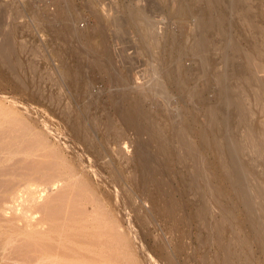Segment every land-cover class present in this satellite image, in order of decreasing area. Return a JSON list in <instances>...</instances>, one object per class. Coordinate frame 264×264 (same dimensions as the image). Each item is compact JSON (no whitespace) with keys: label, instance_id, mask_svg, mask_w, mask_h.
Instances as JSON below:
<instances>
[{"label":"rangeland","instance_id":"obj_1","mask_svg":"<svg viewBox=\"0 0 264 264\" xmlns=\"http://www.w3.org/2000/svg\"><path fill=\"white\" fill-rule=\"evenodd\" d=\"M249 3L257 8L255 20L264 32V0ZM187 4L191 10L184 13ZM229 4L230 0H215L213 13H208L193 0H0V39L11 38L21 63L14 69L0 63V264H33L39 258L40 264H220L224 255L201 221V213L208 209L210 224L216 217L225 219L222 234L228 237L237 264H264L256 227L264 229L261 200L247 203L242 198L225 179L217 151L204 141L207 134L211 138L219 134L208 127L209 111L225 116L226 128L235 127L244 104L233 102L243 97L246 79L256 81L261 74L259 69L250 73L251 64L264 62V41L257 49L251 47ZM220 25L225 36L218 33ZM203 32L221 40L227 58L219 53L215 61L204 64L201 58L210 53L197 44ZM154 68L161 71L164 89L150 85L157 75L152 74ZM250 104V121L263 132L264 113ZM63 105L78 110L84 124L92 127L96 148L75 135L63 118ZM121 109L134 115V124L129 125ZM149 115L163 127L171 150H163L150 137ZM105 117L115 118V124L103 129L98 124ZM183 127L193 139V154L176 140ZM184 147L190 156L183 154ZM247 152L241 159L258 164L264 181V153ZM141 164L159 168L157 182L167 194L150 188L152 177L142 187L135 186L131 178L136 168L145 171ZM71 167L78 171L77 180L72 175L76 186L68 176L67 183L61 177L52 188L53 178ZM214 187L221 189L220 195L209 192ZM59 207L84 216L82 223L93 222L87 216L94 213L96 231L88 223L79 231L52 230L54 222L48 220L61 211ZM36 211L46 217V230L36 224ZM252 219L258 220L256 226ZM55 241L57 248L62 244L59 251Z\"/></svg>","mask_w":264,"mask_h":264},{"label":"bare ground","instance_id":"obj_2","mask_svg":"<svg viewBox=\"0 0 264 264\" xmlns=\"http://www.w3.org/2000/svg\"><path fill=\"white\" fill-rule=\"evenodd\" d=\"M194 2H197V3H199L200 5L202 4L203 6H204V8H205V12H208V13H213V10H214V1L215 0H193ZM250 6V3H249V0H230V4H229V8H230V10H232L233 12H235L236 14H238V25H239V27H240V29L242 30V33L246 36V38L249 40V42L251 43V47H253L254 49H257L258 47H259V45H260V41L261 40H263L264 41V32H263V26H261V24H259L258 23V21H256L255 20V16L257 15V14H255V13H257V8H255V10H254V8H252L251 6ZM259 8V7H258ZM141 10V9H140ZM190 10H191V8H190V5H185L184 6V8H183V11H184V13H186L187 11H189L190 12ZM138 11V10H137ZM132 12V11H131ZM141 13V12H140ZM134 15H138V14H136V12H135V14ZM144 15V14H143ZM258 16V15H257ZM132 19V18H131ZM139 19V18H138ZM134 22V21H133ZM137 22V21H136ZM146 22V24H148L147 23V21H145ZM144 22V23H145ZM139 24V23H138ZM142 24V23H141ZM143 25V24H142ZM148 26V25H147ZM152 26V25H151ZM142 28H144V27H142ZM146 28H148V27H146ZM151 29V28H150ZM153 30V29H152ZM217 30H218V33L221 35V36H225V29L222 27V25H220L218 28H217ZM152 33H153V31H151ZM147 33V32H146ZM3 34V33H2ZM208 34V33H207ZM5 35H7V34H5ZM5 35H3L2 36V38H4L5 37ZM209 35V34H208ZM148 37V36H147ZM152 37V36H151ZM156 38V37H155ZM152 39H153V37H152ZM0 40H2V42H1V44H0V63L2 62L4 65H6L7 67H9L10 69H14V67H17V66H20V60H19V58L18 57H16L15 56V52H16V47H15V45H14V42L13 41H11V38L10 37H6L4 40L3 39H0ZM149 41V40H148ZM154 41V40H153ZM147 43V42H146ZM150 43V42H149ZM158 44V43H157ZM197 44H198V46L204 51H206V52H208V53H210V54H207V55H205L204 57H202L201 58V60L204 62V64L205 63H208L209 64V62L211 63L212 61H215L216 59H215V56H217V54H222V56H224L225 58H227V52H226V50L224 49V47L222 46V43H221V40H215L214 38L212 39V38H210V37H208L207 35H206V33H202L201 35H200V37L198 38V40H197ZM151 46V45H150ZM153 47V46H152ZM18 53V52H17ZM250 53H251V51H250ZM250 53H248V56L250 57L251 55H250ZM18 55V54H17ZM223 57V58H224ZM158 60V59H157ZM160 63H161V61H160ZM264 62L262 61V62H253L252 64H251V67H250V73L253 71H255V70H258L259 69V71H261V74H259L258 76H254L256 79V81H254L253 80V78H252V80L254 81V82H256L258 85H255V83H252V81L250 80L251 78H247L246 79V84H247V86L245 87L246 88V90H245V93H244V95H243V97H241V98H238L237 100H235L233 103L234 104H239V103H243L244 104V107L242 108V109H240L239 111H237V114H238V122L235 124V127L233 126V127H231V128H226V125H225V120H226V117L225 116H221L215 109L214 110H212V111H209L208 112V124H209V126L208 127H210L209 129L211 130V131H213V129L216 131V129L218 130L217 132L219 133V134H216L215 136H213V138H211V136L210 135H208L207 134V138L205 137V142H207L208 144H209V146H211L212 145V147L217 151V155H218V159H219V161H220V163H222L221 164V168H222V170H223V172H224V175H225V179L227 178L230 182H231V184L234 186L233 188H236V190L238 189L239 190V192H241V194H242V198L243 199H245L246 200V202L247 203H249V202H254V200H256V199H258V198H260V206L264 209V181H263V179H262V175H260V173H259V170H258V164H251L250 163V160H247V161H244L243 159H241V155H244V156H246V155H248V150H251V151H253V150H255V151H257L259 154H263L264 153V131L263 132H261V131H257V129H258V126L256 125V123L255 122H252V121H250V117H251V115H253V110H252V108H251V106L250 105H252V104H250V103H253L256 107H258V110H260V112L263 114L264 113V64H263ZM2 64V65H3ZM202 66V65H201ZM157 68V67H156ZM156 68H154L155 70H156ZM153 69V68H152ZM152 69H151V71H152ZM155 72V73H154ZM152 74L154 75V74H157V75H155L156 77L155 78H153L152 76V80H151V84L149 83L150 82V80H149V82L147 81V84L149 83L151 86H153V87H155L156 88V85H158V86H160V88L162 87L163 89L165 88L163 85H164V82L162 81V75L161 74H158L159 72H161V71H159L158 72V69L156 70V71H154ZM217 74H219V73H217ZM219 77H220V74H219ZM250 77V76H249ZM178 79H180L181 80V75H179L178 77H177V80ZM180 80H178L177 82H178V84H180ZM219 80H222V78H219ZM245 80V79H244ZM245 84V85H246ZM157 86V87H158ZM252 87V88H251ZM159 88V87H158ZM158 88H157V90L156 91H158ZM248 89H251L250 91H247ZM159 91H161V89H159ZM165 91V93H166V90H164ZM61 92V91H60ZM155 93V92H154ZM158 93H160V92H158ZM162 93H163V91H162ZM158 96V95H157ZM59 100V99H58ZM250 104V105H249ZM64 106V105H63ZM138 106V105H137ZM136 107V106H135ZM134 107V108H135ZM76 110V109H75ZM75 110H72V109H70V107H66V106H64V109H63V115H64V117L63 118H65V119H67V121L69 122V124H70V126H71V129L74 131V133H75V135L77 136V137H80V139H84V141H86V144H87V146H90L91 148L92 147H95V145H96V142H95V140L92 138V137H94V135L93 136H91V132H90V128L89 127H91V126H89V127H87L85 124H84V122H83V118L84 117H82V114L81 113H79V112H77V111H75ZM123 110V114H122V116H124L123 118H125V120H127V122L129 123V125L131 126V124H134L135 122H134V115L133 114H131V113H127V111H124L125 109H121V111ZM139 110V108H137V111ZM134 112H136V109H134L133 110ZM138 112H141V111H138ZM60 113H62L61 111H60ZM137 113V112H136ZM62 115V114H61ZM60 115V116H61ZM141 115V114H140ZM150 116V115H149ZM146 117H148V115L146 116ZM122 118V119H123ZM146 120V119H145ZM147 120H148V118H147ZM262 120V119H261ZM156 121V119H155V117L154 116H150L149 117V120H148V127H149V134H150V137L152 138V139H154V141L155 140H157L158 142H159V145L161 146V148H163V150H171V149H169V148H171L170 147V144L171 143H169L168 142V140L165 138L166 137V134H165V136H164V130H163V127H160V125L158 126V125H156L157 123L155 122ZM254 121V120H253ZM96 122H98V121H96ZM115 118H112V117H105V118H103V119H101L100 118V121H99V126H101L103 129H107V125L109 126V124H110V126L112 127V125L113 124H115ZM262 126H264V120H262L261 121V123H260ZM96 125V124H95ZM97 127V126H96ZM114 127H116V126H114ZM92 128V127H91ZM139 128V127H138ZM226 128V129H225ZM100 129V128H99ZM98 129V130H99ZM102 129V130H103ZM111 130H112V128H110ZM109 128H108V130H110ZM234 129L236 130V134H234ZM139 130H140V128H139ZM70 131V130H69ZM100 131V130H99ZM104 131V130H103ZM231 132H232V134H231ZM108 133H110V132H108ZM189 132H187L186 131V129H185V127H183V128H180V129H178V131L176 132V136H177V142H178V145L179 146H182L183 144V146H185V145H187L186 147H188V149L190 150V152L192 153V152H194V151H196L195 150V147L194 146H192V143H191V141L193 140V139H190V137H189V134H188ZM205 133V132H204ZM206 133H209V130L207 129V131H206ZM205 133V134H206ZM107 134V133H106ZM213 134H215V133H213ZM110 135V134H109ZM112 135V134H111ZM115 135V134H114ZM119 135V134H118ZM117 136V135H116ZM116 136H115V138H116ZM122 136V135H121ZM76 137V138H77ZM105 137H106V135H105ZM109 138H110V136H108ZM108 137H107V139H108ZM114 137V136H113ZM119 137V136H118ZM95 138V137H94ZM112 138V137H111ZM96 139V138H95ZM170 139V138H169ZM204 139V138H203ZM106 140V139H105ZM110 139H108V141H109ZM173 140V139H172ZM174 141V140H173ZM193 142V141H192ZM37 143V142H36ZM80 143H81V141H80ZM110 143V142H109ZM112 143V142H111ZM180 143V144H179ZM84 144H85V142H84ZM125 145V144H124ZM99 146V145H98ZM182 146V147H183ZM260 146H262V147H260ZM90 147H89V150H91L90 149ZM173 147V146H172ZM182 147H180L181 149H182ZM96 148V147H95ZM185 148V147H184ZM36 149V148H35ZM85 149H86V145H85ZM98 150L100 149V148H97ZM97 149L96 150H94V151H96V153L97 152H99V151H97ZM174 149V148H173ZM178 149V148H177ZM187 148H185V150H186ZM188 149H187V151L185 152V150L183 149L182 151L184 152L183 154H185L186 156H190V154L189 155H187L189 152H188ZM88 150V149H87ZM93 151V152H94ZM182 151L180 152V150H179V152L180 153H182ZM68 152V151H67ZM100 154H98V156H100L101 155V153L102 152H99ZM193 154V153H192ZM96 155V154H95ZM105 155V154H104ZM102 156V155H101ZM100 156V157H101ZM75 157H76V154H75ZM99 157V158H100ZM103 157V156H102ZM101 157V158H102ZM182 157V156H181ZM183 157H184V155H183ZM96 158V157H95ZM186 158V157H185ZM78 159V158H77ZM70 160V159H69ZM76 159H74V161H75ZM78 161H79V159H78ZM113 162V161H112ZM71 163V162H70ZM75 163V162H74ZM79 164H82V163H80V162H78ZM109 163H111V161H109L108 162V164ZM113 164H114V162H113ZM66 165V164H65ZM72 165V164H71ZM70 165V166H71ZM74 166H75V164H73ZM77 165V164H76ZM126 165V164H125ZM73 166V167H74ZM78 166V165H77ZM81 166H84V165H81ZM108 166H111L112 167V163H111V165H108ZM115 166V165H114ZM140 166H142V168H143V166H144V168H145V171H143L142 173H140L142 170H144V169H140L138 166V168H136V171H135V174H134V177H132L131 179H133V182L135 183V186H136V184H137V188H138V186H141V183L144 181V180H146V179H149L150 177H152V178H155L154 180H155V182L153 181L151 184H152V186L153 187H150V188H152L153 190H155V193H158V192H156V190H158L159 191V194H165L166 192H162L163 190H161L160 188H159V185H160V183L159 182H157L158 181V179L156 178V169L158 170L159 168H154V167H150V166H146V165H140ZM76 167V166H75ZM72 168V167H71ZM83 168V167H82ZM70 169V168H69ZM69 169H66L65 171H63V172H59V174L55 177V178H53L54 180L53 181H51L52 183H53V186H52V188H56L57 187V185H59V182L61 181V177L62 178H65L64 180H65V182L67 183V181H66V179L68 180V176H72V175H76V174H78L77 172H76V170L75 171H73V168L71 169V170H69ZM79 169L81 170V168H80V166H79ZM141 170V171H140ZM81 171H83V170H81ZM111 171V170H110ZM109 171V172H110ZM113 171H114V175H115V170L113 169ZM112 171V172H113ZM119 171V170H118ZM85 173V172H84ZM88 173V172H87ZM111 173V172H110ZM123 174V173H122ZM87 175V174H86ZM110 175H112L113 176V174H110ZM120 175V174H119ZM158 175H159V173H158ZM163 175V174H162ZM74 176H72L73 177V179H74ZM71 177V178H72ZM76 177V180L78 179L77 178V176H75ZM120 177H122V176H120ZM70 178V179H71ZM88 177H86V179H87ZM101 178V177H100ZM110 178H113L114 179V177H110ZM69 179V180H70ZM112 179V180H113ZM117 179H119V178H117ZM126 179V178H125ZM63 179H62V181H64ZM72 180V179H71ZM82 180V179H81ZM111 180V179H110ZM119 180H121V179H119ZM127 180V179H126ZM151 180V179H150ZM227 180V181H228ZM89 181H91V182H93V186H95L96 187V189L98 188V189H100L99 188V185L95 182V181H93L92 179H89ZM97 181V180H96ZM114 181V180H113ZM118 181V180H117ZM116 181V182H117ZM147 181H149V180H146V182ZM228 181V182H229ZM64 182V183H65ZM78 182V181H77ZM76 182V183H77ZM85 182V181H84ZM100 182V181H99ZM115 182V183H116ZM131 182V181H130ZM151 182V181H150ZM38 183V182H37ZM51 183V184H52ZM65 183V184H66ZM71 183V185H73V184H75V179H74V181L72 180V182H70ZM111 183H112V181H111ZM132 183V182H131ZM145 183V182H144ZM192 183H196V181L195 180H193L192 181ZM65 184H64V186H65ZM119 183H117V185H118ZM230 184V183H229ZM70 185V184H69ZM69 185H67L66 184V186L68 187ZM78 185H79V183H78ZM77 185V186H78ZM87 185H88V183H87ZM116 185V184H115ZM114 185V186H115ZM147 185H150V183H147ZM41 187V185H37L36 186V188L37 187ZM49 186V185H48ZM56 186V187H55ZM74 186V185H73ZM75 186H76V184H75ZM131 186H132V184H131ZM143 186V185H142ZM141 186V187H142ZM72 187V186H71ZM83 187H85V186H83ZM113 187V186H112ZM209 187H210V184H209ZM136 188V187H135ZM136 188V189H137ZM145 188V187H144ZM149 188V187H148ZM149 188V189H150ZM202 188H204V187H202ZM215 188V187H214ZM39 189H41V188H39ZM64 189V188H63ZM76 189V188H75ZM87 189V188H86ZM89 189V188H88ZM90 189H92V187L90 188ZM141 189H143V188H141ZM146 189H147V187H146ZM139 190V189H138ZM145 190V189H144ZM148 190V189H147ZM151 190V189H150ZM169 190V189H168ZM167 190V191H168ZM221 190V189H220ZM218 191V189L217 188H215L214 190H212L213 192H211V191H209L210 193H215V194H217V196L218 195H220L221 193L220 192H222V191ZM234 190V189H233ZM85 191V190H84ZM39 192V191H38ZM41 192H42V189H41ZM92 192V191H91ZM91 192H90V194H91ZM95 192V191H94ZM115 192V191H114ZM161 192V193H160ZM201 192H203V190L201 191ZM40 193V192H39ZM71 193V192H70ZM111 194H113V192H110ZM145 193V192H144ZM149 193V192H148ZM188 193V192H187ZM41 194V193H40ZM50 194V193H49ZM116 194V193H115ZM115 194L114 195H112V197L111 198H115ZM150 194V193H149ZM154 194V193H153ZM152 194V191H151V195L152 196H154ZM167 194V193H166ZM170 194V193H169ZM85 195V194H84ZM92 195V194H91ZM145 195V194H144ZM132 197H133V195H131ZM161 196V195H160ZM215 196V195H214ZM104 197V196H103ZM127 197V196H126ZM136 197H138V196H136ZM143 197V196H142ZM146 197H147V195H146ZM146 197H144V199L143 200H145V198ZM157 197V196H156ZM159 197V196H158ZM131 198V197H130ZM134 198V197H133ZM139 198V197H138ZM137 198V199H138ZM155 198V197H154ZM217 198V197H216ZM58 199V198H57ZM60 199V198H59ZM58 199V201H60ZM64 199V198H63ZM89 199V198H88ZM105 199V198H104ZM107 199V198H106ZM136 199V200H137ZM148 199H149V197H148ZM150 199H151V197H150ZM153 199V198H152ZM151 199V200H152ZM168 199V198H167ZM217 199H219V198H217ZM216 199V200H217ZM34 200V199H33ZM67 200V199H66ZM66 200H64V201H66ZM109 200V199H108ZM134 200V199H133ZM133 200H131V201H133ZM156 200V199H155ZM244 200V201H245ZM36 201V200H35ZM38 201V200H37ZM39 201H40V199H39ZM54 201V200H53ZM57 201V202H58ZM61 201H62V199H61ZM85 201V200H84ZM83 201V202H84ZM87 201V200H86ZM95 201V200H94ZM99 201V200H98ZM140 201V200H139ZM173 201V200H172ZM83 202H82V204H83ZM96 202V201H95ZM104 202V201H103ZM112 202V201H111ZM169 202V201H168ZM209 202V201H208ZM30 203V202H29ZM65 203V202H64ZM90 203H92V202H90ZM131 203V202H130ZM134 202H132L131 204H133ZM153 203V202H152ZM204 203H206L205 201H204ZM256 203V202H255ZM258 203V202H257ZM37 204V203H36ZM67 204V203H66ZM66 204H65V208L66 207H68V206H66ZM109 204H111V203H109ZM114 204V203H113ZM112 204V205H113ZM145 204V203H144ZM164 204V203H163ZM171 204V203H170ZM175 204V203H174ZM60 205V204H59ZM61 205H64L63 204V201L61 202ZM69 205V204H68ZM220 205V204H219ZM250 205H252V204H250ZM56 206H57V204H56ZM137 206V205H136ZM157 206V205H156ZM210 206V205H209ZM255 206H256V204H255ZM155 207V206H154ZM154 207H151L152 209L154 208ZM177 207V206H176ZM248 207V206H247ZM261 207H259V209H262ZM63 208V207H62ZM69 208V207H68ZM140 208H142V207H140ZM253 208V207H252ZM252 208H250V209H252ZM59 209H60V207H59ZM99 209V208H98ZM158 209V208H157ZM172 210H173V208H171ZM211 209V208H210ZM61 210V209H60ZM67 210V209H66ZM151 210V209H150ZM167 210V209H166ZM218 210V209H217ZM248 210H249V208H248ZM258 211V209H255L254 211ZM34 211V210H33ZM95 211V210H94ZM137 211V210H136ZM148 211V210H147ZM231 211V210H230ZM262 211V210H261ZM259 212V213H262L263 214V211L262 212ZM90 212V211H89ZM99 212V211H98ZM119 212V211H118ZM149 212V211H148ZM229 212V211H228ZM228 212H227V214H228ZM232 212V211H231ZM35 214L37 213V211L36 212H34ZM58 213V212H57ZM171 213V212H170ZM208 213H209V209H208V211H204L203 213H201V221H202V224L208 229V233H209V239H211L212 240V242H213V240H215V243H217L219 246H220V253L222 254V255H224L223 256V260L220 262V264H237V262H236V260H235V258H234V256H233V251L231 250V245H230V242H229V239H228V237H226L225 235H223L222 234V230H223V228L225 227V224H226V222H225V219H217V217H216V220L215 221H213L214 220V218H213V223L212 224H210L209 223V220L210 219H208L207 220V216H208ZM248 213H250L249 211H248ZM251 213H252V211H251ZM73 214V213H72ZM94 213H89L88 214V216L87 217H89V218H92L93 219V222H88V221H86V218L84 219L86 222V224L88 223V228L90 229H93V230H95V229H97V223L95 222V219L94 218H97V217H95L94 215H93ZM98 214V213H97ZM119 214H121V213H119ZM146 214V213H145ZM173 214V213H172ZM221 214H224V213H221ZM227 214H226V218H228L227 217ZM232 214V213H231ZM255 214H258V212L257 213H255ZM32 215H33V213H32ZM31 215V216H32ZM96 215V214H95ZM169 215V214H168ZM211 215V214H210ZM225 215V214H224ZM229 216H230V214H228ZM249 215V214H248ZM30 216V217H31ZM34 216V215H33ZM32 216V217H33ZM120 216V215H119ZM250 216H251V214H250ZM254 216V215H253ZM252 216V217H253ZM259 216V215H258ZM84 216H80V215H71V214H68V213H66L65 211H64V209L63 210H61L58 214H54L53 215V217L50 219V220H48V221H52V222H54L53 224H52V226H51V228H52V230L54 229V230H56L57 231V233L59 232V234H61L60 233V231L62 232H64L65 230L67 231V230H70V229H76L75 231H79L78 229H80V230H82V229H85L87 226H85V223L83 222L82 223V218H83ZM224 216H222V218H223ZM35 218H37V220H36V224H38L39 226H40V228L43 226V228H45L47 225H45V223L47 222L45 219H46V217L44 218V219H42L38 214H36L35 215ZM89 218H87L88 220H89ZM105 218V217H104ZM232 218V217H231ZM251 218V217H250ZM27 219V218H26ZM29 219H32V218H29ZM91 219V220H92ZM98 219V218H97ZM131 219V218H130ZM261 220L262 219V217L261 218H258V220ZM33 220H34V218H33ZM83 220V221H84ZM115 220V219H114ZM117 220V219H116ZM258 220H255V219H252V222L254 223V225L253 226H256V224H258L257 223V221ZM106 221V220H105ZM108 221V220H107ZM231 221V220H230ZM230 221H228V222H230ZM29 222V221H28ZM31 222V221H30ZM29 222V223H30ZM12 223V222H11ZM48 223V222H47ZM250 223V222H249ZM31 225H32V223H30ZM35 224V225H36ZM50 224V223H49ZM231 224V223H230ZM252 224V223H251ZM260 224V223H259ZM51 225V224H50ZM229 225V224H228ZM33 226V225H32ZM45 226V227H44ZM85 226V228H83ZM100 226V225H99ZM230 226V225H229ZM233 226V225H232ZM259 226V225H258ZM258 226H256L257 227V236H258V244H259V247L263 250V252H264V229H262V228H260V227H258ZM262 226V225H261ZM35 227V226H34ZM36 227H37V225H36ZM49 226H47V228H48ZM103 227V226H102ZM118 227V226H117ZM264 227V226H263ZM29 228V227H28ZM39 228V229H40ZM101 228V227H100ZM35 229V228H34ZM50 229V228H49ZM49 229H47V231L49 230ZM105 229V228H104ZM32 230V229H31ZM31 230H29V232L31 233ZM41 230L42 229H40V231L39 232H41ZM44 230H46V228L44 229ZM43 230V232H45ZM51 230V229H50ZM92 230V231H93ZM255 230H256V228H255ZM33 231V230H32ZM37 231V230H36ZM37 231V232H38ZM88 231H90V230H88ZM96 231V230H95ZM125 231V230H124ZM28 232V233H29ZM34 232V231H33ZM42 232V234H46V233H43ZM63 232H62V234H63ZM70 232V231H69ZM235 232V231H234ZM35 233V232H34ZM65 233V232H64ZM89 233V232H88ZM224 233V232H223ZM238 233V232H237ZM244 233V232H243ZM40 234V233H39ZM47 234H48V232H47ZM52 234V233H51ZM89 235V234H88ZM93 235V234H92ZM95 235V234H94ZM238 236V235H237ZM244 236V235H243ZM60 237V236H59ZM67 237V236H66ZM233 237H235V236H233ZM233 237H232V241H233ZM53 238V237H52ZM74 238V237H73ZM57 239V238H56ZM65 239V238H64ZM70 239V238H69ZM43 240V239H42ZM45 240V239H44ZM76 240V239H75ZM236 240V239H235ZM237 240H238V238H237ZM241 240V239H240ZM59 241H61V240H59ZM125 241V240H124ZM58 242V241H57ZM57 242L55 241V243H56V245H55V247L54 248H57ZM76 242V241H75ZM74 242V243H75ZM79 242V241H78ZM236 242V241H235ZM58 244H60V243H58ZM87 244H88V242H87ZM243 244V243H242ZM59 246V245H58ZM61 246H62V244L59 246V248H57V251H59V249L61 248ZM65 246V245H64ZM238 246V245H237ZM54 248H52L54 251H55V249ZM72 248V247H71ZM238 248V247H237ZM51 249V250H52ZM50 250V251H51ZM52 250V251H53ZM62 250V249H61ZM53 251V252H54ZM95 251V250H94ZM235 251V250H234ZM42 252V251H41ZM240 252V251H239ZM5 253V252H4ZM241 253H242V251H241ZM9 254V253H8ZM43 254H45V253H42V256H43ZM41 255V253H39V256ZM47 255H48V253H47ZM237 255V254H236ZM235 255V256H236ZM7 256V255H6ZM5 256V257H6ZM9 256V260H10V255H8ZM7 256V257H8ZM50 256V255H49ZM37 257V256H36ZM41 258H43V257H41ZM46 258V257H45ZM5 259V258H4ZM40 259V258H39ZM37 260V261H35V263H33V264H40L41 262H40V260ZM247 259V258H246ZM60 260V259H59ZM245 260V259H244ZM248 260V259H247ZM9 262V261H8ZM47 262V261H46ZM58 262V261H57ZM63 262V261H62ZM67 262V261H66ZM212 262V261H211ZM262 263V262H261ZM56 264V263H55ZM211 264H213V263H211ZM238 264H240V263H238ZM244 264H246V263H244Z\"/></svg>","mask_w":264,"mask_h":264}]
</instances>
